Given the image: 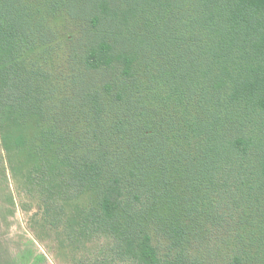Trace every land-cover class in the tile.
I'll return each mask as SVG.
<instances>
[{
	"label": "trees",
	"instance_id": "1",
	"mask_svg": "<svg viewBox=\"0 0 264 264\" xmlns=\"http://www.w3.org/2000/svg\"><path fill=\"white\" fill-rule=\"evenodd\" d=\"M63 1L61 18L85 24L67 43L45 28L46 7L0 0L6 148L33 151L24 128L46 127L41 146L98 185L99 220L127 215L124 255L138 264H194L171 252L207 222L232 238L229 264H264V0H199L185 34L154 24L168 0H94L88 20ZM81 36L96 38L76 49Z\"/></svg>",
	"mask_w": 264,
	"mask_h": 264
},
{
	"label": "rangeland",
	"instance_id": "2",
	"mask_svg": "<svg viewBox=\"0 0 264 264\" xmlns=\"http://www.w3.org/2000/svg\"><path fill=\"white\" fill-rule=\"evenodd\" d=\"M22 1L47 8H43L44 15L48 17L45 28L54 35L56 43L58 40L69 42L71 34L82 33L85 28V24H75L77 21L67 16L61 18V9L53 7L57 0ZM68 1L79 6L84 4L87 12L82 19L90 18L94 0H64L63 8ZM168 1L172 2L170 13L166 18H156L154 24L167 22L168 30L188 33L200 16L199 0ZM151 28L147 26L140 31L146 35ZM86 37L81 36L75 41L76 49L83 48L96 38ZM144 45L149 49L159 48L147 41ZM0 69L4 73L1 59ZM105 79L102 75L88 78L94 82V87H99ZM44 128L47 129L32 121L24 128L33 139L31 152L8 150L0 130V264H138L124 255L122 225L127 215L123 213L116 222L99 220L98 185L86 180H72L75 173H69L64 168L62 158L61 162H56L59 157L57 146L54 143H49L47 148L41 146ZM177 181L176 190L180 192L184 190V178ZM151 229L162 230L158 225ZM203 230L205 236H192L196 237L195 241L183 236L182 248L173 249L170 258L173 259L177 251H185L189 252L188 257L194 264H229L233 251L232 238L225 230L208 222ZM158 239L161 253L166 255L168 241L164 235Z\"/></svg>",
	"mask_w": 264,
	"mask_h": 264
}]
</instances>
